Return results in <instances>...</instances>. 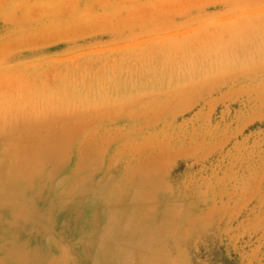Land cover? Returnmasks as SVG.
Segmentation results:
<instances>
[{
  "label": "rangeland",
  "instance_id": "obj_1",
  "mask_svg": "<svg viewBox=\"0 0 264 264\" xmlns=\"http://www.w3.org/2000/svg\"><path fill=\"white\" fill-rule=\"evenodd\" d=\"M0 264H264V0H0Z\"/></svg>",
  "mask_w": 264,
  "mask_h": 264
},
{
  "label": "bare ground",
  "instance_id": "obj_2",
  "mask_svg": "<svg viewBox=\"0 0 264 264\" xmlns=\"http://www.w3.org/2000/svg\"><path fill=\"white\" fill-rule=\"evenodd\" d=\"M17 100V99H16ZM28 102V101H27ZM35 103V102H34ZM55 106H56V104H55ZM32 107V106H31ZM35 107V106H34ZM58 109V108H57ZM143 227V226H142ZM161 235V234H160ZM15 256V255H14Z\"/></svg>",
  "mask_w": 264,
  "mask_h": 264
}]
</instances>
